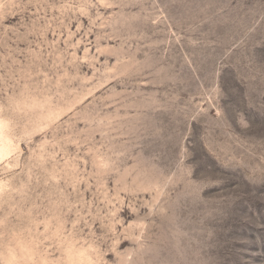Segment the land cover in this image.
Listing matches in <instances>:
<instances>
[{
  "label": "rangeland",
  "instance_id": "rangeland-1",
  "mask_svg": "<svg viewBox=\"0 0 264 264\" xmlns=\"http://www.w3.org/2000/svg\"><path fill=\"white\" fill-rule=\"evenodd\" d=\"M0 264H264V0H0Z\"/></svg>",
  "mask_w": 264,
  "mask_h": 264
}]
</instances>
